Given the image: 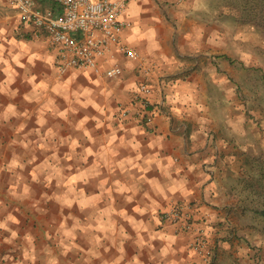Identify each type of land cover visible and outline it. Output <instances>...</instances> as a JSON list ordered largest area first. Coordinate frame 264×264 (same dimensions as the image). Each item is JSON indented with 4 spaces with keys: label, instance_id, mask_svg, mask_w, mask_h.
<instances>
[{
    "label": "crops",
    "instance_id": "1",
    "mask_svg": "<svg viewBox=\"0 0 264 264\" xmlns=\"http://www.w3.org/2000/svg\"><path fill=\"white\" fill-rule=\"evenodd\" d=\"M123 19L121 40L140 60L117 55L123 74L109 80L60 75L58 50L0 0V264H233L249 254L253 170L222 136L239 127L224 116L221 31L175 0H134ZM179 205L191 208L187 227L164 218Z\"/></svg>",
    "mask_w": 264,
    "mask_h": 264
},
{
    "label": "rangeland",
    "instance_id": "2",
    "mask_svg": "<svg viewBox=\"0 0 264 264\" xmlns=\"http://www.w3.org/2000/svg\"><path fill=\"white\" fill-rule=\"evenodd\" d=\"M178 5L196 11L223 35L224 53L217 61L218 72L224 76V116L239 128L223 125L221 131L234 149L244 151L241 156L253 170L243 195L248 194L245 200L250 210L254 208L256 230L252 240L243 239L249 254L233 264H264V0H183ZM243 219L246 229L252 219Z\"/></svg>",
    "mask_w": 264,
    "mask_h": 264
},
{
    "label": "built area",
    "instance_id": "3",
    "mask_svg": "<svg viewBox=\"0 0 264 264\" xmlns=\"http://www.w3.org/2000/svg\"><path fill=\"white\" fill-rule=\"evenodd\" d=\"M8 1L31 37H46L58 49L56 69L60 75L83 72L114 79L123 74V69L113 63L117 55L140 60V54L121 40L129 27L123 14L134 0H56L57 11L44 10L34 0ZM182 1L175 0V3ZM138 93L143 95L141 106L147 108L151 89L141 85ZM127 115L128 111H124L123 116ZM147 120L150 122L151 117ZM190 209V206H176L164 218L187 227Z\"/></svg>",
    "mask_w": 264,
    "mask_h": 264
}]
</instances>
